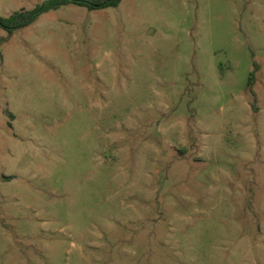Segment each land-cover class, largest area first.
<instances>
[{"label": "rangeland", "instance_id": "1", "mask_svg": "<svg viewBox=\"0 0 264 264\" xmlns=\"http://www.w3.org/2000/svg\"><path fill=\"white\" fill-rule=\"evenodd\" d=\"M0 264H264V0L0 27Z\"/></svg>", "mask_w": 264, "mask_h": 264}, {"label": "trees", "instance_id": "2", "mask_svg": "<svg viewBox=\"0 0 264 264\" xmlns=\"http://www.w3.org/2000/svg\"><path fill=\"white\" fill-rule=\"evenodd\" d=\"M123 0H44L31 9H21L10 14L8 17L0 16V27L9 34L24 29L36 22L43 14L58 10L64 6L76 5L93 10L118 7ZM258 65L255 66L250 82L253 83Z\"/></svg>", "mask_w": 264, "mask_h": 264}]
</instances>
